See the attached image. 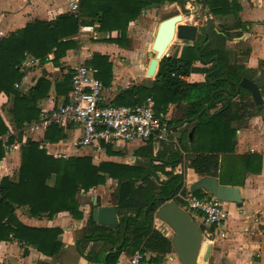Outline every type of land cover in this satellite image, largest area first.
Wrapping results in <instances>:
<instances>
[{
	"label": "crops",
	"instance_id": "obj_1",
	"mask_svg": "<svg viewBox=\"0 0 264 264\" xmlns=\"http://www.w3.org/2000/svg\"><path fill=\"white\" fill-rule=\"evenodd\" d=\"M69 1L0 0V38L24 27L29 22L51 20L60 14L72 13L69 9ZM190 1L195 2L197 0H183L182 4H179L184 6L186 2L189 3ZM226 1L228 3L226 5H229L228 8L233 10L226 14H213L207 3L201 0L199 2L203 4V9L209 10L213 21L224 24V30H218L216 27H213V30L225 36V52L228 64L241 66L242 76L253 78L258 76L261 70H264V0ZM163 4L154 3L143 10L135 20L131 21L127 29V37L123 43L107 39L118 35V32L116 34L112 31L102 32L97 29V23H86L80 24L78 30L67 37L73 38L76 45L68 48L57 59V63L53 61L54 54L52 52L49 53V59L46 62H41L32 54L26 53L25 59L20 64L23 76L18 87L21 94L28 92L39 78L44 77L50 81L48 94L54 98L53 95L56 94L55 84L63 79L62 68L67 69L71 76L76 64L80 62L91 63L96 54L104 55L111 64L110 82L108 85H103L102 97L104 102H112L120 90L132 85L151 87L156 74L153 76L148 75L146 70L152 55L147 60L145 57L146 51L134 45L135 39L133 37L135 33L133 29H135L136 34H142L150 29L151 42L149 44L152 49L156 29L160 20L163 19L161 18L155 22L157 19L155 9ZM194 5L198 7L197 2ZM235 9H237L236 12H234ZM83 26L88 28L84 29ZM225 32H228V34ZM181 41V46L173 55H179L182 46L188 44L183 40ZM150 48L148 46V50ZM29 56L35 57L37 62L30 67H22ZM194 64L196 66H207L210 63L203 64L197 60ZM183 79L191 83L203 82L206 79V74L201 71H194L183 76ZM261 93L263 101L260 104L254 102L249 91L244 93L243 100H240L239 95L232 98L233 101L240 102L238 113L241 118L230 123L231 129L235 132L233 137L234 150L232 152L217 153L219 165L215 176L219 180V174H226L224 184L238 186L241 201L226 202L225 204L228 217L223 228L227 230L228 236L224 238L218 235L209 236L208 227L202 223L201 217L195 213L199 218V221L196 220V222L200 226L203 225L201 227L202 244L197 264H264V233L262 232L264 229V87L261 88ZM64 98L65 93H60L57 94L56 99L46 100L45 97L38 99L37 106L43 108L40 114L54 110ZM186 105V101L181 100L170 102L158 111L155 107L156 112L161 113L163 120L168 124L167 135L157 134L151 137L150 140L126 142L121 146H118V144L115 146L110 145L112 150L115 151L114 154H108L107 150L104 153L94 154L88 147L78 148L74 146V141L81 135V130L73 125L60 126L63 136L57 138L52 134L53 139L50 140L45 138L50 126L33 129L31 124L34 121H31L25 122L22 128H16L12 123L11 101L5 93L1 92L0 113L8 126V132L0 137L4 150L0 158V180L3 176H9L12 179L17 178L21 159V146L27 139L40 142L41 146L46 148L51 155L53 152L65 154L64 158L90 155L94 162H97V159L113 160L142 166H147V160H151L144 154L147 146L151 145L154 164L159 166V169L154 173L155 177L151 176V179L159 184L157 180L167 179L170 173H182L185 192L177 193L179 201L176 202L185 208L184 204L186 202L183 196L190 192L194 193L190 190V185L202 176L190 165V158L196 153L193 149L196 143L192 141L195 120L178 122L179 119L184 117ZM219 106L220 103L214 108H208L207 112L212 113ZM10 137H12V140H9ZM6 140L12 145L9 149L5 148ZM176 152H179L180 161L174 167L165 163ZM253 153L261 156V169L259 171L246 169L238 158L241 154ZM160 155L162 156L159 157ZM116 181L117 179L108 177L105 184L91 188L88 191L80 190L78 200L83 215L79 218L74 217L69 211H60L53 216L47 214L33 216L28 205L16 207V217L23 224L33 227L59 228L60 232L57 238L61 242V247L57 253L46 255L38 250L37 245L25 243L10 234L9 238L0 240V263L127 264L129 256L139 249L132 252L127 246L117 257L108 260V254L111 251L117 252L122 240L116 243L119 245L117 250L114 251L116 244L112 245L103 238L92 239L91 236L97 234L95 225L99 224L95 221V224L89 222L94 202L98 200L96 194L104 190L111 191L109 188L113 183L116 185L114 188L117 189L118 181ZM138 183L140 181H137ZM48 184H54V175L48 180ZM199 191L205 195H210L205 189H199ZM108 198L110 201H102L101 203L97 201V203L115 204L114 190ZM131 213H134L133 210L123 209L120 213L118 211L119 221L123 215ZM154 227L167 236L171 242V247L167 252L154 250H147V252L155 257L158 264H181L172 244L174 232L156 217H154Z\"/></svg>",
	"mask_w": 264,
	"mask_h": 264
},
{
	"label": "trees",
	"instance_id": "obj_2",
	"mask_svg": "<svg viewBox=\"0 0 264 264\" xmlns=\"http://www.w3.org/2000/svg\"><path fill=\"white\" fill-rule=\"evenodd\" d=\"M200 1V0H197ZM207 3L213 14L230 13L226 0H201ZM182 4L183 0H80L78 14L63 13L51 20H35L24 27L10 32L0 38V93H5L11 101L12 123L22 128L25 122L37 120L43 108L37 106V100L45 97L56 99L57 94L65 93L67 100L71 87V76L62 68L63 79L56 82V94H48L50 81L39 78L28 92L22 93L18 87L23 73L20 64L30 53L41 62H46L49 53L54 54L53 61L62 56L76 42L73 35L80 24L97 23L99 31L117 33L108 40L123 43L127 37V29L143 10L154 3ZM220 7L218 9V6ZM227 6V7H226ZM237 9L234 10L236 12ZM228 34V32H225ZM64 38H66L64 40ZM208 39L205 34L192 44L182 46L179 55L163 56L158 64L153 85H132L120 90L112 103L136 104L151 96L157 111L170 102L186 101L184 117L179 119L193 121L194 133L192 141L196 153L190 158V165L202 175H216L219 165V152L234 150V130L230 123L240 119V108L233 96L244 99L248 89L238 85L242 77V67L227 62L225 52V36L212 30V41L203 47ZM217 56V60L215 59ZM207 66H196L195 61ZM89 65L99 68L98 77L102 85H108L111 79V64L104 55L96 54ZM201 71L206 74L203 82H187L183 76L191 72ZM207 112L204 106L214 108ZM245 105V103H243ZM8 132V126L0 113V137ZM52 134L61 138L63 133L58 125H51L45 134L46 139H53ZM151 139V138H150ZM148 139V140H150ZM12 140V137L9 138ZM144 153L149 159L147 166L131 165L113 160L94 162L90 155L55 158L49 154L40 142L27 139L21 146V159L17 178L3 176L0 180V240L12 234L21 241L37 245L38 250L46 255L57 253L61 242L57 236L59 228L33 227L23 224L15 214V208L23 205L30 207L33 216L47 214L53 216L60 211H69L74 217L83 215L80 209L78 193L105 184L108 177L117 179L115 205L121 210H133L125 214L116 226L95 225L97 234L92 239L103 238L112 245L121 241L117 252L111 251L107 259L117 257L129 246L133 252L154 250L167 252L171 242L160 230L154 227L156 209L169 199L179 201L177 193H184L183 174L170 173L167 179H151L159 166L154 164L152 146ZM108 154H114L111 146H107ZM4 153L0 139V158ZM160 155L159 157H161ZM179 152L169 157L165 163L174 167L180 161ZM246 169L259 171L261 156L258 154H241L238 156ZM54 175V184L48 180ZM158 179V178H155ZM226 174H219V182L224 184ZM140 181L141 184H137ZM194 193L201 196V191ZM89 222L95 224L90 213ZM90 237V238H91ZM151 259L158 263L155 257ZM1 264V263H0Z\"/></svg>",
	"mask_w": 264,
	"mask_h": 264
},
{
	"label": "built area",
	"instance_id": "obj_3",
	"mask_svg": "<svg viewBox=\"0 0 264 264\" xmlns=\"http://www.w3.org/2000/svg\"><path fill=\"white\" fill-rule=\"evenodd\" d=\"M80 0H70L69 9L78 14ZM83 28H88L83 26ZM37 62L35 57L26 58L22 67H30ZM96 66L85 62L76 64L71 73V87L67 100L62 101L54 110L40 114L31 124V128L49 127L51 125H73L80 128L81 135L74 141V146L88 147L94 154L104 153L108 145L117 142L148 140L157 134L167 135L169 127L163 115L155 110L151 97L136 104H115L103 101V85L97 74ZM12 145L5 142V148ZM54 157L65 154L53 152ZM189 209L198 214L202 223L208 227L211 237H227L223 228L228 217L226 201L214 195L198 196L190 192L183 196ZM264 233V229L262 230ZM12 235V234H11ZM127 264H158L151 259L147 251L137 250L132 253Z\"/></svg>",
	"mask_w": 264,
	"mask_h": 264
},
{
	"label": "water",
	"instance_id": "obj_4",
	"mask_svg": "<svg viewBox=\"0 0 264 264\" xmlns=\"http://www.w3.org/2000/svg\"><path fill=\"white\" fill-rule=\"evenodd\" d=\"M201 6L203 4L201 3ZM206 33L208 39L203 47L212 41L213 18L209 10L205 9ZM183 13L176 12L160 20L152 41V57L147 66V74L155 75L160 59L168 56L165 52L173 37L187 42L197 39L198 27L195 24L184 23ZM217 60V56H215ZM248 89L256 104L262 103L261 88L264 87V70L258 76H242L239 84ZM207 108V104L204 106ZM205 189L211 195L226 202H240L241 194L238 186L222 184L213 175H202L190 185L191 191ZM154 216L164 222L174 232L172 244L181 261V264H197L198 255L202 244L201 226L192 216L179 205L174 199H169L161 204L155 211ZM92 219L99 225L116 226L119 224L118 208L115 204H98L94 202ZM119 244H116L114 251Z\"/></svg>",
	"mask_w": 264,
	"mask_h": 264
},
{
	"label": "rangeland",
	"instance_id": "obj_5",
	"mask_svg": "<svg viewBox=\"0 0 264 264\" xmlns=\"http://www.w3.org/2000/svg\"><path fill=\"white\" fill-rule=\"evenodd\" d=\"M197 2L198 7H196L194 5V3ZM193 1V2H186L184 6L180 5L179 3H168L165 2L163 5L161 6H157L156 7V11H155V15L157 17V19L155 20L158 21L161 18L167 17L173 13L176 12H181L183 13V15L185 16V18H183V22H188L190 24H195L198 27V35H197V39H200L204 36L205 34V25H206V17L204 14V9L201 6L199 1ZM213 27H216L218 30H224V24L223 23H218L215 22L213 23ZM134 30V39H135V46L138 48H143L146 52H145V57L148 60L149 57L153 54L152 49L150 48V42H151V34H150V29L145 31L142 34H136L135 29ZM194 40V41H196ZM194 41H187L185 43L188 44H192ZM181 39H179L177 36H175V38H173L170 42V44L168 45L167 49H165V52L169 55H173L174 53H176L179 49V47L181 46ZM148 46L150 48V50H148ZM116 144H118V146H121L122 144H125V142H117ZM100 161L97 159V162ZM117 182V181H116ZM141 184V183H138ZM116 185L113 183L111 188H109L111 191H102V192H98L96 194V196L98 197V200L96 198V200L101 203L102 201H110V199L108 198L109 195H112V191L116 190L114 187ZM205 194H203L201 192V196H203ZM185 208L188 211V213L191 214V216L193 217V219L199 221V218L195 215V212L191 209L188 208V206L186 204ZM165 226V225H164ZM167 226V225H166ZM201 227H203V225H201Z\"/></svg>",
	"mask_w": 264,
	"mask_h": 264
}]
</instances>
